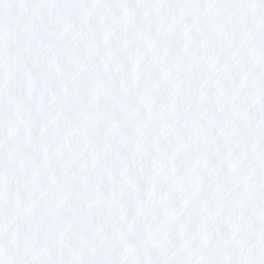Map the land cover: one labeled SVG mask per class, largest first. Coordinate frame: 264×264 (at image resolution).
Returning <instances> with one entry per match:
<instances>
[{
    "label": "snow or ice",
    "instance_id": "snow-or-ice-1",
    "mask_svg": "<svg viewBox=\"0 0 264 264\" xmlns=\"http://www.w3.org/2000/svg\"><path fill=\"white\" fill-rule=\"evenodd\" d=\"M0 264H264V0H0Z\"/></svg>",
    "mask_w": 264,
    "mask_h": 264
}]
</instances>
